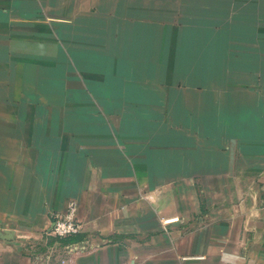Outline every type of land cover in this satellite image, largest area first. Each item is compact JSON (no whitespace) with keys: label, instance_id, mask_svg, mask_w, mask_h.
Here are the masks:
<instances>
[{"label":"crops","instance_id":"0c3cea01","mask_svg":"<svg viewBox=\"0 0 264 264\" xmlns=\"http://www.w3.org/2000/svg\"><path fill=\"white\" fill-rule=\"evenodd\" d=\"M5 230L0 264H264V0H0Z\"/></svg>","mask_w":264,"mask_h":264},{"label":"built area","instance_id":"2783aa9c","mask_svg":"<svg viewBox=\"0 0 264 264\" xmlns=\"http://www.w3.org/2000/svg\"><path fill=\"white\" fill-rule=\"evenodd\" d=\"M82 231V224L77 218V206L75 202H69L63 215L53 217L51 228L46 232V236L55 239H65L76 236ZM59 243V241H57ZM54 244V243H53ZM60 244V243H59ZM76 244H67L68 249H75Z\"/></svg>","mask_w":264,"mask_h":264},{"label":"trees","instance_id":"16d2710c","mask_svg":"<svg viewBox=\"0 0 264 264\" xmlns=\"http://www.w3.org/2000/svg\"><path fill=\"white\" fill-rule=\"evenodd\" d=\"M77 236V235H76ZM78 238H76L75 236H71V237H68V238H65V239H50L48 242H47V245H52L54 243V241H59L60 245H67V244H75L78 242ZM42 252V250L40 251Z\"/></svg>","mask_w":264,"mask_h":264},{"label":"water","instance_id":"95a60500","mask_svg":"<svg viewBox=\"0 0 264 264\" xmlns=\"http://www.w3.org/2000/svg\"><path fill=\"white\" fill-rule=\"evenodd\" d=\"M14 238V233L12 231L5 230L4 232L0 233V239L3 240H12Z\"/></svg>","mask_w":264,"mask_h":264}]
</instances>
